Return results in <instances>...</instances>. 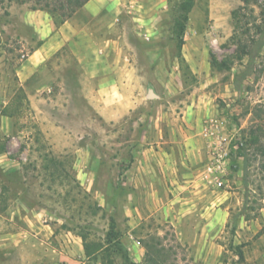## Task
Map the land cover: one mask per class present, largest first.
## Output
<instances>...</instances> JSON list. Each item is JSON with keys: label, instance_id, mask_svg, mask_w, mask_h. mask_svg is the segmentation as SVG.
Here are the masks:
<instances>
[{"label": "rangeland", "instance_id": "1", "mask_svg": "<svg viewBox=\"0 0 264 264\" xmlns=\"http://www.w3.org/2000/svg\"><path fill=\"white\" fill-rule=\"evenodd\" d=\"M52 1L0 0V264H134L133 246L138 264H209L213 252L215 264H264V157L238 153L251 131L264 147V48L251 65L239 56L259 10L194 0L178 50L184 0H114L96 18L59 0L66 21L113 40L89 47L114 69L100 84L65 41L21 72L40 44L26 14L52 18ZM174 164L223 198L169 183L153 198L138 170Z\"/></svg>", "mask_w": 264, "mask_h": 264}, {"label": "crops", "instance_id": "2", "mask_svg": "<svg viewBox=\"0 0 264 264\" xmlns=\"http://www.w3.org/2000/svg\"><path fill=\"white\" fill-rule=\"evenodd\" d=\"M115 3L114 0H89L82 7V11L92 18H96L102 14V12L111 4ZM26 23L31 26L36 36V39L40 42V44L34 48L32 53L26 59L21 67V72L23 74L31 73L44 59L48 56L49 52L53 49H56L59 44L68 42V44L74 48L76 51L78 58L80 60L85 61V65L87 70L92 68L93 70L88 72L89 75L100 76L103 78L99 81L100 84L106 82V80L111 79V75L114 72L112 66L107 64V60L104 59V56L91 58L89 47H93L98 45L99 43L102 45L103 43L107 46H111L113 44V40L108 38L105 33L103 36H100L99 33L94 32L89 25H84L82 27L76 26L74 23L65 21L60 26H56L52 18L39 10L30 11L26 14ZM81 37V40H80ZM78 41V42H77ZM87 44V45H86ZM98 64V65H97ZM93 66V67H92ZM105 77V78H104ZM184 168V169H183ZM193 165L182 164L181 166L171 165V166H159L154 167L152 169L149 166L141 167L138 170L140 172V183L145 184V187H148V193L153 198H158L160 196V187H166L169 189L168 183L170 185H176L179 189H186L192 192L193 194H200L198 191L202 186L201 193L208 188L205 184L200 183V181L196 178V172ZM164 185V186H163ZM180 185V186H178ZM150 186V187H149ZM150 188V189H149ZM208 191V193H207ZM206 191V201L209 204L216 205L217 201H220L223 197H219V194L213 195L210 194L209 189ZM215 192H212V194ZM205 196V195H204ZM203 196V197H204ZM214 210V211H213ZM213 212L206 214L208 218V229L217 231L220 229L221 224H214L213 222L217 218L218 222L223 218L219 211H215L213 208ZM264 211V210H262ZM264 216V214H263ZM220 217V220H219ZM212 220V221H211ZM217 222V223H218ZM225 222V220H224ZM213 226V227H212ZM208 248L211 251H215L214 247L211 243L208 244ZM133 250L134 262L139 263L142 259L143 252L139 247H129L128 250ZM222 250V249H221ZM221 250L219 252H221ZM209 251V253L211 252ZM264 253V249L262 251ZM261 254V253H260ZM132 255V254H131ZM262 256V255H260ZM217 255L213 252L212 255L208 256L209 264H215L217 262Z\"/></svg>", "mask_w": 264, "mask_h": 264}, {"label": "trees", "instance_id": "3", "mask_svg": "<svg viewBox=\"0 0 264 264\" xmlns=\"http://www.w3.org/2000/svg\"><path fill=\"white\" fill-rule=\"evenodd\" d=\"M89 0H77L75 3V7L73 9L81 8L85 5L86 2ZM244 7L247 9H250V12H254V9H258V15L255 17L254 21V27H255V37L251 38L249 43L242 44L240 45V57L246 56L248 57L250 65L253 63L254 59L256 56L259 54V52L264 48V1L261 0H242ZM51 4L53 5L52 9L50 8V4L47 3L45 5L44 9L41 10H50L49 14L52 16L54 19V22L56 25L63 24L69 17L63 14L58 13V11L64 10V5L61 3L59 0L52 1ZM194 0H184L180 6H179V14L176 18V21L173 26V34L174 37L177 41V48L178 50H181L184 41H183V35L185 31V26L188 21V15L190 11L193 8ZM71 10L70 13H74V10ZM59 15L60 20H57L56 16ZM259 20V21H258ZM258 21V23H257ZM248 24V23H245ZM250 75V70L245 71L242 74L236 75L234 77V87L236 90L239 91L240 86L242 82ZM254 131H251L249 139L245 140V145L240 149L239 156L241 158H246L247 154L245 151L248 149L254 148L255 149V154H260L261 156L264 157V147L259 145V138L257 135H254ZM249 136V135H248ZM108 239L109 240H116L117 241V234L114 232V227L111 225V228L108 232ZM118 246L120 247V243H118ZM239 258L243 259L242 254L239 252ZM127 256V255H126ZM146 262H152V258L149 257L148 252H146V257H145ZM135 264V263H134Z\"/></svg>", "mask_w": 264, "mask_h": 264}, {"label": "built area", "instance_id": "4", "mask_svg": "<svg viewBox=\"0 0 264 264\" xmlns=\"http://www.w3.org/2000/svg\"><path fill=\"white\" fill-rule=\"evenodd\" d=\"M223 166H224V163H221V161H220V163H219L218 165H216L214 168H215V170L217 169V170L222 171ZM214 168H212V169L210 168V169H209L210 172H211ZM208 182H210V181H208ZM210 183H211V182H210ZM215 183H216V185H218V186H221V185H222V183H221L219 180H215Z\"/></svg>", "mask_w": 264, "mask_h": 264}, {"label": "water", "instance_id": "5", "mask_svg": "<svg viewBox=\"0 0 264 264\" xmlns=\"http://www.w3.org/2000/svg\"><path fill=\"white\" fill-rule=\"evenodd\" d=\"M150 97H153V95H152V93H150V95H149Z\"/></svg>", "mask_w": 264, "mask_h": 264}]
</instances>
